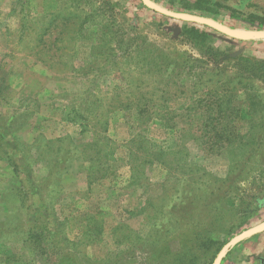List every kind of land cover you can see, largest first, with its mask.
Returning a JSON list of instances; mask_svg holds the SVG:
<instances>
[{
	"label": "rangeland",
	"instance_id": "1",
	"mask_svg": "<svg viewBox=\"0 0 264 264\" xmlns=\"http://www.w3.org/2000/svg\"><path fill=\"white\" fill-rule=\"evenodd\" d=\"M211 2L187 12L262 29L264 0ZM192 25L139 0H0V264H212L264 221V82L230 59L264 62V40ZM224 261L264 264V232Z\"/></svg>",
	"mask_w": 264,
	"mask_h": 264
},
{
	"label": "water",
	"instance_id": "2",
	"mask_svg": "<svg viewBox=\"0 0 264 264\" xmlns=\"http://www.w3.org/2000/svg\"><path fill=\"white\" fill-rule=\"evenodd\" d=\"M139 1L147 9L162 16L181 22L205 26L231 39L240 41L264 40V29L231 28L210 17L194 14L187 11L170 10L157 4L155 0ZM261 232H264V221L235 235L220 248L212 264H221L222 260L231 248Z\"/></svg>",
	"mask_w": 264,
	"mask_h": 264
},
{
	"label": "trees",
	"instance_id": "3",
	"mask_svg": "<svg viewBox=\"0 0 264 264\" xmlns=\"http://www.w3.org/2000/svg\"><path fill=\"white\" fill-rule=\"evenodd\" d=\"M217 6L218 5L211 2V0H195L192 5L186 6L185 10L202 14L204 13L209 15H216L218 13L216 9ZM248 22L252 23L251 20H248ZM259 25L260 28L264 29L263 20L259 23ZM182 31L188 37L197 38L201 41H205L209 37L206 32L199 30V28L194 25L184 26ZM230 59L234 62L232 67L235 68L239 73L247 74L252 78L260 79L264 82V62L256 60L254 61L244 56H237ZM229 252L230 250L227 252L226 256L229 254ZM223 261L224 259L222 260V262Z\"/></svg>",
	"mask_w": 264,
	"mask_h": 264
},
{
	"label": "crops",
	"instance_id": "4",
	"mask_svg": "<svg viewBox=\"0 0 264 264\" xmlns=\"http://www.w3.org/2000/svg\"><path fill=\"white\" fill-rule=\"evenodd\" d=\"M225 261H226V260H225ZM225 261H223L221 264H224ZM227 261H228V260H227ZM228 262H229V263H232V262H230V261H228Z\"/></svg>",
	"mask_w": 264,
	"mask_h": 264
}]
</instances>
